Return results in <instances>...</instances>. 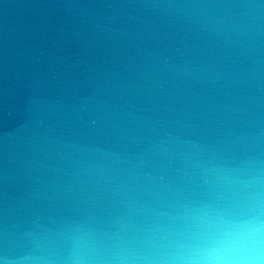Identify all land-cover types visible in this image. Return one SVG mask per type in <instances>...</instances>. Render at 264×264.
I'll list each match as a JSON object with an SVG mask.
<instances>
[{"label": "clouds", "instance_id": "9594fccd", "mask_svg": "<svg viewBox=\"0 0 264 264\" xmlns=\"http://www.w3.org/2000/svg\"><path fill=\"white\" fill-rule=\"evenodd\" d=\"M159 7L224 46L219 60L182 61L185 81L225 89L222 101L157 113L90 97L55 114L14 149L21 170L47 178L5 204L0 264H264V101L236 70L264 40V13Z\"/></svg>", "mask_w": 264, "mask_h": 264}, {"label": "water", "instance_id": "95a60500", "mask_svg": "<svg viewBox=\"0 0 264 264\" xmlns=\"http://www.w3.org/2000/svg\"><path fill=\"white\" fill-rule=\"evenodd\" d=\"M167 2L0 0V216L10 198L24 199L47 178L42 168L39 174L21 170L14 149L39 137L62 109L105 96L133 112L222 101L225 89L185 81L191 65L182 61L192 55L219 60L224 46L159 7ZM210 2L225 5L219 9L224 13H264V7H227L261 0ZM236 70L264 101V40L236 62ZM48 163L41 156L33 167Z\"/></svg>", "mask_w": 264, "mask_h": 264}]
</instances>
